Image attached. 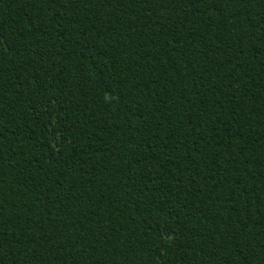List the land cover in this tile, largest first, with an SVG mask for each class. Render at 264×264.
I'll return each instance as SVG.
<instances>
[{"label":"trees","instance_id":"trees-1","mask_svg":"<svg viewBox=\"0 0 264 264\" xmlns=\"http://www.w3.org/2000/svg\"><path fill=\"white\" fill-rule=\"evenodd\" d=\"M0 264H264V0H0Z\"/></svg>","mask_w":264,"mask_h":264}]
</instances>
